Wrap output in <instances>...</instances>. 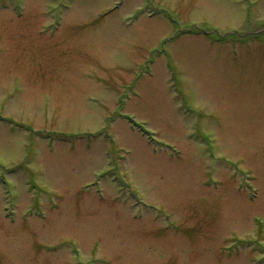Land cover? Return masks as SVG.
Returning <instances> with one entry per match:
<instances>
[{"label":"rangeland","instance_id":"rangeland-1","mask_svg":"<svg viewBox=\"0 0 264 264\" xmlns=\"http://www.w3.org/2000/svg\"><path fill=\"white\" fill-rule=\"evenodd\" d=\"M261 24L264 0H0V264H264V35L221 39Z\"/></svg>","mask_w":264,"mask_h":264}]
</instances>
